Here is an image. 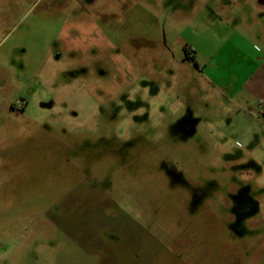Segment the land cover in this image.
I'll use <instances>...</instances> for the list:
<instances>
[{"label":"rangeland","instance_id":"1","mask_svg":"<svg viewBox=\"0 0 264 264\" xmlns=\"http://www.w3.org/2000/svg\"><path fill=\"white\" fill-rule=\"evenodd\" d=\"M263 18L264 0H0V264H264L256 186L246 244L227 228L264 185Z\"/></svg>","mask_w":264,"mask_h":264},{"label":"flooded vegetation","instance_id":"2","mask_svg":"<svg viewBox=\"0 0 264 264\" xmlns=\"http://www.w3.org/2000/svg\"><path fill=\"white\" fill-rule=\"evenodd\" d=\"M89 1L92 3L95 0H89ZM186 52L188 55L189 51L186 50ZM24 105H25V102H22L21 105L17 108L14 105H11V107L13 109L22 111L24 109ZM249 182H251L252 184L254 183L253 184L254 186L249 184ZM255 186L257 187L258 193H261V194L264 193V185L259 186V184L256 182V179H253L252 181H246L239 195L238 196L236 195L235 197V198H240L239 200L241 201V203L240 202L238 203H240L241 206L237 207V209H234V211L232 210V212L229 214L231 220H230L229 227H227L230 230V235L233 236V237H230V239L233 240V238H235L236 240L235 242L239 241L242 244H246V241L242 238V236L239 234L237 229L234 228V226L237 225L238 223L241 224L243 221H245L246 219H249V217L251 216L255 217L256 213L259 210L258 198L253 197L251 193V191L253 190V187ZM232 219L234 220V223ZM244 249L246 250V248ZM238 264H241V263H238Z\"/></svg>","mask_w":264,"mask_h":264},{"label":"crops","instance_id":"3","mask_svg":"<svg viewBox=\"0 0 264 264\" xmlns=\"http://www.w3.org/2000/svg\"><path fill=\"white\" fill-rule=\"evenodd\" d=\"M255 24L263 26V28L258 27L255 34L257 37V43H259L261 49H258V52L256 51V63L253 62V64H255L254 67L249 70L247 80L251 86L246 87V90L250 97L254 98L257 102H260L264 106V22H260V20H258ZM250 44L252 46V43ZM248 60L249 58H247V61Z\"/></svg>","mask_w":264,"mask_h":264},{"label":"trees","instance_id":"4","mask_svg":"<svg viewBox=\"0 0 264 264\" xmlns=\"http://www.w3.org/2000/svg\"><path fill=\"white\" fill-rule=\"evenodd\" d=\"M263 118H264V113H263Z\"/></svg>","mask_w":264,"mask_h":264}]
</instances>
